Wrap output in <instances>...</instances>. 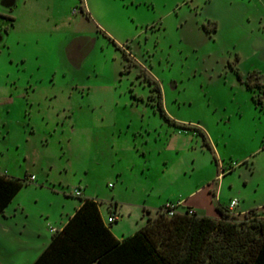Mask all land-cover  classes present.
Instances as JSON below:
<instances>
[{"label": "rangeland", "instance_id": "rangeland-1", "mask_svg": "<svg viewBox=\"0 0 264 264\" xmlns=\"http://www.w3.org/2000/svg\"><path fill=\"white\" fill-rule=\"evenodd\" d=\"M0 30V172L28 215L3 264L85 198L120 240L167 201L264 209V0H0Z\"/></svg>", "mask_w": 264, "mask_h": 264}, {"label": "trees", "instance_id": "trees-1", "mask_svg": "<svg viewBox=\"0 0 264 264\" xmlns=\"http://www.w3.org/2000/svg\"><path fill=\"white\" fill-rule=\"evenodd\" d=\"M158 108L175 123L160 101ZM24 182L0 172V215ZM166 203L174 205L171 215ZM216 209L218 216L209 217L180 200L167 201L140 229L119 240L102 220L97 201L85 198L32 264H264L262 211Z\"/></svg>", "mask_w": 264, "mask_h": 264}, {"label": "crops", "instance_id": "crops-1", "mask_svg": "<svg viewBox=\"0 0 264 264\" xmlns=\"http://www.w3.org/2000/svg\"><path fill=\"white\" fill-rule=\"evenodd\" d=\"M3 171H6V170H3ZM6 173H7V175H8V172L6 171ZM9 176V175H8ZM31 176H33V175H31ZM17 195V194H16ZM15 195V196H16ZM13 200H14V198L11 200V202L7 205V207L4 209V211H3V213L0 215V235L2 236V235H5V237H7L6 238V242L8 241H10V237H9V235L11 234V233H13V232H15V231H13V230H11L10 229V227H9V225H8V221L9 220H11V218L12 219H16L17 217H18V213H20V214H22L23 215V217H25L26 219H28L27 217H28V215H26V214H24L25 213V207H24V205H22V203H17V204H14L13 206H10L12 203H13ZM80 205V204H79ZM79 205H78V207H79ZM116 205V204H115ZM183 205H185V206H189V207H191L192 209H193V211H195L196 212V210H195V208L193 207V206H191V205H188V204H185V202H183ZM12 207V208H11ZM78 207H76V208H78ZM75 210V209H74ZM116 210H117V208L114 206V209L113 210H110L109 211V214H114L115 212H116ZM8 211H10V212H8ZM244 211H241L240 213H243ZM197 213V212H196ZM73 214V213H72ZM71 214V215H72ZM71 215H68V217H67V219L64 221V223H61L62 225H61V227H53V228H55L56 230H61L62 229V227L66 224V222H67V220H68V218L71 216ZM101 215V214H100ZM144 216V215H143ZM215 216H218V214L217 215H215ZM150 217H153L151 214L149 215L148 214V216L145 218V219H142V221H141V223L139 224V225H136V227L133 229L134 231H132L133 233H135L138 229H140L145 223H146V221H147V219L148 218H150ZM102 218V217H101ZM103 220V219H102ZM15 224H16V220H15ZM17 225V224H16ZM22 227H24L25 226V224H22L21 225ZM133 233H130V235H132ZM14 234V233H13ZM52 234V233H51ZM18 240H19V242H22V240L20 239L21 238V236H23V233L22 232H19L18 233ZM51 238V237H50ZM17 239V238H16ZM120 240V239H119ZM49 241H50V239H49ZM49 241H48V243H49ZM0 242H3V239H1L0 238ZM48 243H46V245H45V247L48 245ZM44 247V248H45ZM8 248L9 247H7V249L5 248V250L3 249V247H1V250L3 251V253H0V258L1 257H3V261H2V264H3V262H4V258H5V256L6 255H9V252L7 251L8 250ZM7 251V252H6ZM39 256V255H38ZM29 258H32V257H29ZM37 258V257H36ZM35 260V259H34ZM33 260V261H34ZM32 259H28V256L27 255H25L24 254V257H23V261H22V263L24 262V264H32ZM1 264V263H0Z\"/></svg>", "mask_w": 264, "mask_h": 264}, {"label": "built area", "instance_id": "built-area-1", "mask_svg": "<svg viewBox=\"0 0 264 264\" xmlns=\"http://www.w3.org/2000/svg\"><path fill=\"white\" fill-rule=\"evenodd\" d=\"M3 173H6L5 171ZM29 182H33L35 181V177L34 176H30L29 179H28ZM72 194L73 195H80V192H79V189L77 188H74L73 191H72ZM238 206V201L236 199H232L230 200L229 202V205L227 207V210L228 212L232 213L234 212L235 208ZM174 205L171 204V203H166L165 206H164V209L165 211H167V213L169 215H171L173 213V210H174ZM262 213L264 214V209L261 210ZM107 222L108 223H112V222H115L117 220V216L114 214H110L108 217H107ZM57 230L53 227H49V232L50 233H55Z\"/></svg>", "mask_w": 264, "mask_h": 264}, {"label": "snow or ice", "instance_id": "snow-or-ice-1", "mask_svg": "<svg viewBox=\"0 0 264 264\" xmlns=\"http://www.w3.org/2000/svg\"><path fill=\"white\" fill-rule=\"evenodd\" d=\"M2 43H3V37L0 36V44H2ZM38 58H39V54L37 56L33 57V59H38ZM21 59H23V57ZM0 66H2V65H0Z\"/></svg>", "mask_w": 264, "mask_h": 264}, {"label": "flooded vegetation", "instance_id": "flooded-vegetation-1", "mask_svg": "<svg viewBox=\"0 0 264 264\" xmlns=\"http://www.w3.org/2000/svg\"><path fill=\"white\" fill-rule=\"evenodd\" d=\"M1 34H2V35H1ZM4 35H5V34H3V33H2V30H0V36H2V37H3Z\"/></svg>", "mask_w": 264, "mask_h": 264}]
</instances>
